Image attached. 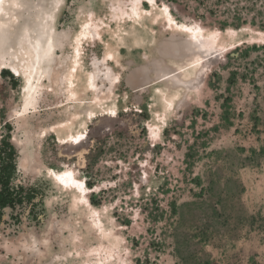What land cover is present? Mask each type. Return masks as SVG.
<instances>
[{"label": "rangeland", "instance_id": "1", "mask_svg": "<svg viewBox=\"0 0 264 264\" xmlns=\"http://www.w3.org/2000/svg\"><path fill=\"white\" fill-rule=\"evenodd\" d=\"M87 1L66 0L59 29L77 30L79 6ZM154 1L155 11L166 4L178 21L218 32L220 43L198 76L179 74L189 89L175 88L161 118L154 88H164L161 78L139 85L127 79L132 68L156 58L131 46L130 35L117 62L107 61L118 75L111 92L105 82L100 101H88L87 92L82 102H91L95 114L86 129L77 121L71 126L86 130L77 143L50 129L67 102L50 89L31 122L40 134L20 129L22 79L0 71V148L11 155L8 177L21 196L0 214V264H99L95 249L108 243L89 208L74 203L73 191L46 167L70 168L86 184L91 207L118 239L110 249L122 259L105 264H264V0ZM144 7L151 9L147 1ZM108 10H98L102 19L109 20ZM105 51L104 42L85 44L81 83L93 57L101 61Z\"/></svg>", "mask_w": 264, "mask_h": 264}, {"label": "bare ground", "instance_id": "2", "mask_svg": "<svg viewBox=\"0 0 264 264\" xmlns=\"http://www.w3.org/2000/svg\"><path fill=\"white\" fill-rule=\"evenodd\" d=\"M146 1L151 9L144 7ZM65 2L66 0H0V71L10 70L13 75L22 79L23 102L15 115L18 127L30 136L40 134L35 131L31 122L35 119L44 93L50 89L55 94H64L67 101L60 119L50 129L56 131L58 139L65 143L73 144L82 140L86 130L72 132L70 128L75 121L85 128V121L95 114V107L91 102L88 107L82 105L83 100L88 98L87 92L91 94L88 101L93 99L94 102L103 98L105 82L110 84L108 90L111 92V84L117 81L118 75L107 61L110 59L117 62L116 53L124 48L123 43H127L124 41L125 35H130V45L135 49L140 47L148 50V54L156 55L152 61L132 68L127 79L139 85L161 78L164 88L154 87L162 101L160 112L156 116L160 118L170 111L177 96L175 88L178 85L188 88L189 81L182 80L179 74L184 78L197 75L204 66L205 56L220 45L218 32L203 30L195 22L178 21L166 4L155 11L154 0H88L79 6V28L59 29V16ZM103 6L109 9V20L102 19L98 14ZM126 24L131 27V31L124 27ZM104 35L108 38L105 39ZM260 38L264 40V32L260 33ZM146 39L153 41V45H144ZM96 41L104 42L105 54L101 61L93 57L92 68L86 70L81 83L79 72L85 70V44ZM126 47L129 49L130 46ZM166 58L176 67L170 68L165 63ZM149 71H154L156 75L149 77ZM107 109L116 114L115 106ZM81 115L83 118L78 120ZM38 125L37 121L36 126ZM38 127L47 130L40 125ZM159 130V126L155 125L152 133L158 134ZM46 171L56 183L73 191L74 203L81 202L83 207L89 208L93 227L108 243L95 249L98 263L122 259L119 253L110 249L118 239L105 226L98 210L91 207L84 181L76 178L70 168L56 170L46 167Z\"/></svg>", "mask_w": 264, "mask_h": 264}, {"label": "trees", "instance_id": "3", "mask_svg": "<svg viewBox=\"0 0 264 264\" xmlns=\"http://www.w3.org/2000/svg\"><path fill=\"white\" fill-rule=\"evenodd\" d=\"M10 153L6 152L5 149L0 148V214L6 206H13L14 200H21L19 196L18 189H15L9 180L8 175V165L11 164ZM7 158V159H6Z\"/></svg>", "mask_w": 264, "mask_h": 264}]
</instances>
